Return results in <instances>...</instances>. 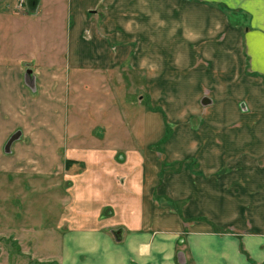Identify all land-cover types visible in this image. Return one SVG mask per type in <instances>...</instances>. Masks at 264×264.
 <instances>
[{
	"label": "rangeland",
	"instance_id": "1",
	"mask_svg": "<svg viewBox=\"0 0 264 264\" xmlns=\"http://www.w3.org/2000/svg\"><path fill=\"white\" fill-rule=\"evenodd\" d=\"M19 1L16 0L15 10L23 7L17 4ZM88 15L99 37L107 39L112 52L118 51V46L126 51L125 62L129 63L137 56L142 64L157 66L158 82L150 86L145 84V76H142L141 82L136 78V86L128 80V71L121 78L109 75L108 71H97L95 79H86L84 72L87 70L69 69L64 66L62 55V65L52 66L61 83L55 82L52 90H56L50 93L51 97L46 94L39 100L52 104L50 108L40 109L36 120L30 117L31 124L43 123L44 127L39 129L49 131L46 139L51 140L50 145H58L62 134L64 145L66 140L74 138L73 147L77 148V153L85 154L93 141L90 134L94 130L103 133L104 122L117 130L120 137L117 145L127 147L129 143L134 147L139 139H143L142 143L145 140L144 133L143 136L132 135V118L139 131L148 121L154 128L157 125L160 131L152 136L155 138L149 150L143 149L142 154L152 153L160 161V178L166 173L177 174L182 170L201 175L196 154H202L198 157L202 158L204 155L200 150L205 145L221 147V158L226 166L219 170H222L223 180L228 176L227 182L221 185L222 190L227 188L231 195L225 199L231 207L223 212L221 225L208 217L198 220L209 224L219 236L235 237L238 256L250 261L245 238L253 232L251 225L259 229L261 226L256 220L260 221L263 213L262 173L259 171L256 175L257 182L253 176L254 180L249 184L245 183V177L252 168L254 173L264 169V73L252 70L246 41L250 35H264V0H96ZM44 28L51 27L45 25ZM103 28L109 29L106 31H110V35L114 31L124 35L116 41L107 32H102ZM88 33L85 36L89 37ZM220 47H226L228 54L222 51L220 56ZM19 49L14 48L13 55L12 49L5 48L3 59L8 64L19 63L15 57L18 51L23 52L24 58L31 57V53L25 54L28 50ZM45 50L49 52L50 49ZM235 74L237 77L233 78ZM75 83L80 92L77 98ZM204 98L209 102L203 104ZM19 102L16 98L14 104L23 111L24 103ZM134 111L136 117L131 116ZM6 113L10 114L4 112L0 121H4L7 128L12 114ZM138 115L142 120L139 121ZM175 131L185 134L184 144L179 134L174 147H185L186 156L172 161L170 157L175 150H166ZM73 132L78 137H72ZM94 137L96 150L105 146V142H99L100 135ZM68 145L72 146L71 142ZM8 148L10 151V146ZM4 149L2 147V153L8 156L9 152ZM40 151L33 149L30 154L35 163L42 164L45 157ZM60 153L64 158V148ZM202 159H208V156ZM48 160L55 167V162ZM246 161H251L250 168ZM9 177L5 175L4 180L0 179V264H56L45 259L49 253L58 251V247L54 246L52 233L46 235L43 229L54 228L64 212L67 202L62 200L61 194L67 184L60 185L54 176L50 179L39 176L41 180H38L21 174L17 181L14 176ZM246 185L252 187V194ZM22 229L27 231L22 232ZM43 237L47 242H41ZM44 242L45 248L38 247ZM183 243L184 236H181L179 244ZM185 264L193 262L188 258Z\"/></svg>",
	"mask_w": 264,
	"mask_h": 264
},
{
	"label": "crops",
	"instance_id": "2",
	"mask_svg": "<svg viewBox=\"0 0 264 264\" xmlns=\"http://www.w3.org/2000/svg\"><path fill=\"white\" fill-rule=\"evenodd\" d=\"M22 1V9L15 10L16 0H0V120L4 112L12 114L6 113L11 118L7 128L3 125L4 121H0V176H14V181L21 174L38 180L40 177L50 179L54 176L60 185L67 184L61 194L62 200L67 202L64 212L54 228L43 229L46 235L52 233L54 246L58 247V251L49 253L45 259L56 264H185L188 258L193 264H264V169H257L254 173L252 168L245 177V183L249 184L254 178L257 182L256 175L259 171L262 173L263 213L262 219L256 220L261 226L259 229L251 225L253 232L245 238V249L251 259L247 261L238 256L235 237L219 236L209 224L198 220L200 217H208L215 224L221 225L223 212L231 207L225 200L231 198V195L227 188L222 190L221 185L227 182L228 176L223 180L222 170H219L226 164L221 158V147L216 144L212 147L211 144L209 147L205 145L200 150L204 155L202 158L207 155L208 159L200 160L198 157L202 154H196L201 175L182 170L177 174L166 173L161 178L158 174L160 161L152 153L142 154L143 149L149 150L155 138L152 136L160 131L157 125L154 128L148 121L139 131L135 126V118H132V135L143 136L144 133L145 140V144L141 138L134 145V139V147L129 143L127 147L117 145L120 137L108 122H104L106 126L103 133L94 130L90 134L93 147L89 146L85 154L77 153V148L73 147L76 141L74 138L66 140L64 145L62 134L58 145H50L51 140L46 139L49 131L45 133L39 129L44 127L42 122L33 126L30 117L36 120L35 116L40 109L50 108L52 102L39 100L55 92L56 88L52 90V87L56 81L61 83L60 76L52 66L62 65V55L64 66L87 70L84 74L90 80L95 79L97 71H108L109 75L111 73L118 78L128 71L127 78L133 84L136 85V78L141 82L142 76H145V84L152 86L159 80L156 79L159 69L152 63L142 64L137 56L129 60V63L125 62L126 51L120 50L121 46L117 47L118 51H111L107 39L100 38L94 23L90 22L88 12L96 0ZM35 24H38L37 27ZM45 25L51 28H44ZM106 30L109 29L103 28L102 32H107L116 41L120 40V35H124L120 31L110 35V31ZM86 32H89V37L85 36ZM250 36L246 48L253 64L252 70L264 73V35ZM43 47L49 48V52ZM5 48L12 51L14 48H24L28 50L25 54L31 53V57L24 58L23 52L18 51L15 57L20 62L8 64L3 59ZM223 48L220 47V56L222 51L228 54L227 48ZM27 69L33 75L32 87L25 83L24 74ZM236 77L235 74L233 78ZM62 80L64 82L63 77ZM76 83L77 98L80 92ZM16 98L20 99L19 104L24 103L23 111L19 105L14 104ZM22 114L25 115L22 117ZM131 116L136 117L135 111ZM18 128L20 131L16 132H19V137L11 143L7 156L2 153V147ZM179 134L184 144L185 134L175 131L171 146L166 150H175L170 157L172 161L186 156L185 147H174ZM99 135V142H105V146L96 150L94 136ZM71 136L78 137V134L73 132ZM109 144L113 146L109 147ZM49 145L51 150L48 152ZM63 148L64 158L60 153ZM33 149L42 150L40 152L44 153V163L32 160L30 152ZM48 158L55 162V167ZM249 162L245 164L250 168ZM2 177L0 179L4 180ZM246 186L252 194V187ZM116 230H120V239L117 241L113 235ZM24 231L27 229H22ZM181 236H184L185 242L182 245L179 244ZM43 241H46L45 237ZM45 245L44 242L43 246L38 247L45 248Z\"/></svg>",
	"mask_w": 264,
	"mask_h": 264
},
{
	"label": "water",
	"instance_id": "3",
	"mask_svg": "<svg viewBox=\"0 0 264 264\" xmlns=\"http://www.w3.org/2000/svg\"><path fill=\"white\" fill-rule=\"evenodd\" d=\"M24 77H25V83H26L27 85H29V86L32 87V86H33V83H34V80H33V75H32V72H31L30 69H27V70L25 71ZM207 102H209L208 99L204 98L202 103H203V104H206ZM18 135H19V132L14 133L13 135H11V136L9 137L8 141L6 142V144H5V146H4V147H5L4 151H5L6 153L9 152V151H8V150H9L8 147L11 145V143H12L15 139H17V136H18ZM119 233H120V230H116V231L113 232V235H114L116 241L120 239V237H119Z\"/></svg>",
	"mask_w": 264,
	"mask_h": 264
},
{
	"label": "built area",
	"instance_id": "4",
	"mask_svg": "<svg viewBox=\"0 0 264 264\" xmlns=\"http://www.w3.org/2000/svg\"><path fill=\"white\" fill-rule=\"evenodd\" d=\"M18 4H19L20 6H22V5H23V1L20 0Z\"/></svg>",
	"mask_w": 264,
	"mask_h": 264
}]
</instances>
